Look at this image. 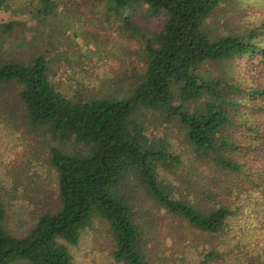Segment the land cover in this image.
I'll return each mask as SVG.
<instances>
[{"label": "trees", "instance_id": "trees-1", "mask_svg": "<svg viewBox=\"0 0 264 264\" xmlns=\"http://www.w3.org/2000/svg\"><path fill=\"white\" fill-rule=\"evenodd\" d=\"M60 1L0 0V113L27 141V197L48 200L19 236L0 201V264H73L69 246L95 218L123 264H145V228L166 221L209 238L204 244L232 234L224 249L247 242L241 237L264 240V17L230 18V0H108L114 17L106 20H121L127 34L121 53L130 70L99 76L124 96L99 89L96 97L60 90L45 52L4 54L12 41L7 15L56 17ZM141 116L181 125L189 154L147 139ZM219 255L212 245L205 258Z\"/></svg>", "mask_w": 264, "mask_h": 264}, {"label": "rangeland", "instance_id": "rangeland-1", "mask_svg": "<svg viewBox=\"0 0 264 264\" xmlns=\"http://www.w3.org/2000/svg\"><path fill=\"white\" fill-rule=\"evenodd\" d=\"M74 1L81 4L80 7H76ZM74 1L61 0L56 17H40L33 20L29 15L16 11L7 15L4 19L10 25L8 30L11 32L12 41L6 44L4 54L13 56L15 53L20 57H30L33 53L45 52L51 69L50 75L53 71H57L53 80L64 93L67 91L73 93L72 91L77 89L78 93L82 94L84 90L87 91L86 93L96 92L97 97L101 96L99 89H103L106 94L124 96V92L114 91L116 88L109 84L111 80L107 79L106 83V80L103 82L99 79V76L106 75L117 78L125 69L130 70L121 53L122 50L129 49L127 34L124 35L119 27L121 20H106L109 16L114 17L109 10H105L108 0ZM229 7L234 11V14L229 12L230 18L237 14H252L255 17L259 16L258 19L264 17V0H230ZM224 18L221 13L220 20L213 19L211 25L217 26ZM15 19L24 25L18 27L19 31L15 27L17 24ZM134 19L142 23L141 17L137 16ZM225 20L227 26L237 27L234 22ZM158 23L159 18L154 17L150 22V28L157 27ZM132 54L141 57L143 50L139 48ZM156 119L157 117L154 116L142 117L143 124L147 128L145 132L147 139L164 140L168 149L189 154L182 126L173 122L166 123L163 127L157 126ZM9 124L11 122L7 121L1 112L0 201L9 232L19 236L29 230L34 213L44 207L48 200H36L37 202L34 203L30 196L27 197L30 189H26L25 180L31 168L29 157H25L24 147L27 141L14 135ZM26 150L29 151V147ZM37 162L40 166L39 172H42L41 163L45 161L37 157ZM148 214L150 212H144L142 218L149 219ZM145 230L151 231L149 233L151 244L147 249L145 264H262L264 261V240L260 237L257 240L241 237L247 242L237 241L236 246L227 245L224 249L219 244L232 234L220 232L211 240L212 244L210 242L204 244L205 240L210 241L209 238L204 239L200 234L184 228L178 222L166 221L164 226L153 227L150 230L146 227ZM212 245L216 246L220 255L205 258ZM112 248L113 242L106 225L95 218L82 230L78 243L69 246V251L73 256V264H123L114 258ZM222 250L227 253L221 254Z\"/></svg>", "mask_w": 264, "mask_h": 264}]
</instances>
